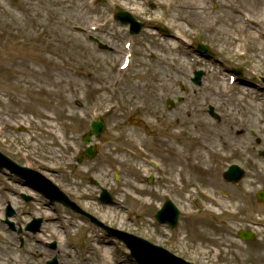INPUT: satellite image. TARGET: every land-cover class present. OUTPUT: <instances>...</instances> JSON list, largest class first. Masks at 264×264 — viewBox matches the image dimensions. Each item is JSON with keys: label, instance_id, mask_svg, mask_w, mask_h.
<instances>
[{"label": "rangeland", "instance_id": "obj_1", "mask_svg": "<svg viewBox=\"0 0 264 264\" xmlns=\"http://www.w3.org/2000/svg\"><path fill=\"white\" fill-rule=\"evenodd\" d=\"M193 3L205 8L208 26L182 23L188 16L181 10L185 0H0V151L50 177L72 198L86 199L80 207L107 226L144 237L184 260L264 264V205L255 196L264 188V148L242 145L260 144L255 124L264 119L257 105L261 94L264 98V53L252 54L260 47L255 42L253 51L242 55L245 51L234 50L224 35L263 34L264 0ZM121 10L145 22V29L130 35L128 26L111 19ZM178 25L188 32L189 44L163 55ZM90 36L110 51H99ZM130 42L134 52L125 68ZM200 44L209 53H199ZM161 60L173 62L179 72ZM197 70L204 73L200 87L191 82ZM241 82L257 87L259 94L242 99ZM178 95L185 97L184 104L169 110L166 101ZM208 105L220 121L209 116ZM99 118L107 129L93 140L97 156L88 159L83 136ZM239 130L244 133L237 135ZM224 141L231 146H222ZM209 145L224 156L210 164L218 173L211 189L205 176L178 175L176 161L178 152L187 156L191 147L200 151ZM231 164L246 170L237 185L222 177ZM115 173L121 175L118 181ZM151 174L155 180L148 184ZM91 178L109 188L112 206L99 203ZM7 186L0 174V192ZM207 193L219 203L208 202ZM5 198L0 196L2 204ZM168 198L181 210L172 231L154 221ZM29 205L20 201L18 223L25 224L36 211L61 221L47 223L43 234L22 248L18 234L0 222V264H47L53 257L59 264H136L124 243L80 215H69L60 205L54 206L55 214L40 201ZM242 229L253 230L256 239L241 241ZM51 240L58 241L56 249L49 247ZM103 242L111 248L107 253L101 251Z\"/></svg>", "mask_w": 264, "mask_h": 264}, {"label": "bare ground", "instance_id": "obj_2", "mask_svg": "<svg viewBox=\"0 0 264 264\" xmlns=\"http://www.w3.org/2000/svg\"><path fill=\"white\" fill-rule=\"evenodd\" d=\"M189 0H185V4L181 6V10L182 13H187V17L182 16L181 21L182 23H184L186 26H190L192 25V27H198V28H202L205 26L209 25V19L208 17L205 15V8L204 7H200L198 5H195L192 2H188ZM174 1L170 2V7H173L175 4L173 3ZM187 2L189 4H187ZM226 6V5H225ZM169 7V6H168ZM230 7V5H229ZM236 13H239L240 10H236ZM178 32H173L172 34H170L168 36V41H167V46H165V49H162V53L163 55L165 53H169L172 52V50H177L178 47H180L181 45H185V44H189L188 43V39H189V35L188 32L185 30L184 27H180V25H178ZM227 37L228 43H230V46L233 47L234 50H239V52L241 51H245L244 54H250L248 50H252L253 51V47H251L250 45L252 43L257 42L258 46L260 45V47L256 50H254L252 52V54L256 55L259 52H263L264 53V40H262V37H264V33L257 35L255 32L249 33L247 34L245 37H241L238 38L236 37V35L232 36V34L226 33L224 34ZM164 43H162L163 45ZM256 44V46H257ZM237 45V48H236ZM162 63L166 66H169L173 71L175 72H179L176 68V66L174 65L173 62L168 63L166 60H161ZM169 64V65H168ZM214 64H217L216 61L214 60ZM214 70H211L209 72H213ZM242 85V87H240L241 91H242V99H244L247 95L249 96L252 93L257 94L259 91L257 90V87H253V86H249L246 83L241 82L240 83ZM227 86V85H226ZM259 94V93H258ZM260 100L259 103L257 104L258 106H260L262 109H264V98L263 95H260ZM252 107V109L255 110V105L249 103ZM258 123L255 124V126L258 129V133H259V138H260V144L256 145V146H246V143H243L242 145L245 146L246 149L255 151L257 149V147H261L264 148V128L261 127V123H264V119H260L257 121ZM235 125H238L237 123H235ZM241 133H244V131H236V134L239 135ZM221 144H223L222 146L225 147H229L231 146V144L227 141L222 142ZM200 151H197L198 149H193V147H191V149H189L190 153L186 156L185 154H183V152H178L176 161L177 164L180 166L181 169L178 170V175H182V174H186L189 175L190 178L194 179V180H198L200 177H207L208 179H206L205 182V186H207L209 189L214 187V183L217 180L218 177V173L212 168L210 167V164L212 163L213 159H217V160H222V158H224L223 154L220 152L219 149L215 148L214 145H209V147H205V146H200ZM206 200L212 204H218L219 202L217 200H215L212 195H210L209 193L206 194ZM207 211V209H205ZM101 243H98V246ZM102 248L101 251L102 252H109L110 251V247L108 246L109 243H102ZM260 259L262 260V256L260 257Z\"/></svg>", "mask_w": 264, "mask_h": 264}, {"label": "water", "instance_id": "obj_3", "mask_svg": "<svg viewBox=\"0 0 264 264\" xmlns=\"http://www.w3.org/2000/svg\"><path fill=\"white\" fill-rule=\"evenodd\" d=\"M117 19H120L123 23H131L132 28H133L132 32H135V33H138L141 30V28L143 27V24L138 23L134 18H132V16L130 14L125 13V12L118 13ZM102 47L106 48V46H103V45H102ZM201 51L207 52L208 48L202 46ZM201 76H202L201 72L196 73L195 80H194L195 83H198V84L200 83ZM210 113L212 115H214L213 110H211ZM92 126H93L92 133L99 135L102 132L103 125L101 123L95 122V123H93ZM89 140H90L89 137H87L85 139L86 142H89ZM89 155L93 156L94 153H91ZM0 159H1V157H0ZM1 167H4V166L1 164ZM243 176H244V171L235 165L230 166L229 171H227L224 174V178L227 181L233 182V183H237L238 181H240ZM257 197L260 201L264 202V191L259 192ZM103 199L105 201H109L110 195H107V193L104 192L103 193ZM178 217H179V212L171 202H167L165 204L164 208L161 210V212L158 216L160 221L170 222L172 226L176 224ZM241 237L244 239H253L252 234L247 233V232H241ZM139 241H141V240L139 239L138 242L137 241L132 242V243L129 242V245H130L134 255H137L139 257V259H141L146 264H178L177 262L169 261V259H167L164 256H162V257L159 256L156 259H155V257H151L150 254H148V253L146 256H144L143 251H142V247H141L142 245L139 244Z\"/></svg>", "mask_w": 264, "mask_h": 264}, {"label": "flooded vegetation", "instance_id": "obj_4", "mask_svg": "<svg viewBox=\"0 0 264 264\" xmlns=\"http://www.w3.org/2000/svg\"><path fill=\"white\" fill-rule=\"evenodd\" d=\"M10 180L14 182L13 184H14L15 186H20V187H23V188H26V187H27V183H26V182H22V181H20L19 179L15 178V177L10 176ZM27 188H30V187H27ZM29 190H30V189H29ZM11 192H12L13 194H15V195L18 197V195H17L16 192H13V191H11ZM19 197H21L22 199H24L23 194H20ZM47 205H48V204H47ZM45 206H46V205H45Z\"/></svg>", "mask_w": 264, "mask_h": 264}]
</instances>
